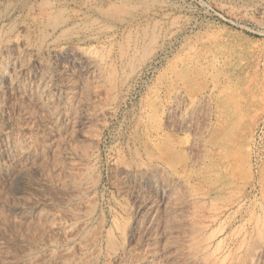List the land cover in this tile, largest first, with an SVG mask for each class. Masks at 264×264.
<instances>
[{
	"label": "rangeland",
	"instance_id": "374dc122",
	"mask_svg": "<svg viewBox=\"0 0 264 264\" xmlns=\"http://www.w3.org/2000/svg\"><path fill=\"white\" fill-rule=\"evenodd\" d=\"M0 264H264V0H0Z\"/></svg>",
	"mask_w": 264,
	"mask_h": 264
}]
</instances>
